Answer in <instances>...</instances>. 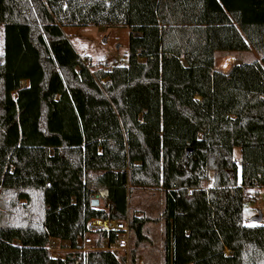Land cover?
<instances>
[{
    "label": "trees",
    "instance_id": "1",
    "mask_svg": "<svg viewBox=\"0 0 264 264\" xmlns=\"http://www.w3.org/2000/svg\"><path fill=\"white\" fill-rule=\"evenodd\" d=\"M0 25V264H124L103 231L50 257V237L76 248L93 218L128 219L129 264L159 220L161 264L264 250L242 215L244 189L264 186V0H0ZM67 26L128 28L127 66L91 72ZM134 188L162 191L159 218L128 216Z\"/></svg>",
    "mask_w": 264,
    "mask_h": 264
},
{
    "label": "rangeland",
    "instance_id": "2",
    "mask_svg": "<svg viewBox=\"0 0 264 264\" xmlns=\"http://www.w3.org/2000/svg\"><path fill=\"white\" fill-rule=\"evenodd\" d=\"M64 34L69 42L77 51L79 56L87 57L90 61V71L96 72L99 69H110L114 66H127L128 64V39L130 30L126 27H95V26H67L63 28ZM3 52V27L0 25V56ZM216 59L217 67L219 59ZM241 62H250L259 59V56L253 51L233 54ZM223 65L228 67V59L224 60ZM105 81V79L103 80ZM26 86L25 81L22 82ZM14 95V94H13ZM15 96V95H14ZM235 159H239V149L234 150ZM237 181L240 184V169L237 173ZM243 197L249 200L243 201L242 215L244 224L249 227L260 228L256 241L264 236V186L249 187L243 191ZM163 193L157 188H134L129 191L127 196L128 216H146L150 219H157L163 211ZM102 201L99 203L101 207ZM261 215V220L256 222L255 217ZM163 222L153 221L145 224L143 233L148 236V240L137 247L136 255L141 253L146 257V264H161L163 261L161 250L159 248V239L163 234ZM134 246L131 237L129 250ZM259 247V245H258ZM258 247H245L243 264H264V250ZM66 252H64L65 254ZM137 264L138 260L136 259Z\"/></svg>",
    "mask_w": 264,
    "mask_h": 264
},
{
    "label": "built area",
    "instance_id": "3",
    "mask_svg": "<svg viewBox=\"0 0 264 264\" xmlns=\"http://www.w3.org/2000/svg\"><path fill=\"white\" fill-rule=\"evenodd\" d=\"M83 63L85 66H89L88 62L84 61ZM244 200H249V198L245 197ZM97 231H103L107 234L101 242L100 249L109 251L118 259L124 258V264H129L131 234L127 218L125 220L90 219L86 222L84 232L76 248H71L68 240L50 237L46 244L47 251L53 259H64L66 253L72 251H79L84 256L87 252L96 249L95 235ZM64 252L66 253L64 254Z\"/></svg>",
    "mask_w": 264,
    "mask_h": 264
},
{
    "label": "crops",
    "instance_id": "4",
    "mask_svg": "<svg viewBox=\"0 0 264 264\" xmlns=\"http://www.w3.org/2000/svg\"><path fill=\"white\" fill-rule=\"evenodd\" d=\"M74 48V47H73ZM76 51V50H75ZM77 52V51H76ZM228 59V67H225L223 65V62L224 60H227ZM242 61V60H241ZM240 59L234 57L233 55H222L221 56V59H219V63L218 65L220 66H216L218 69H220L221 71L223 72H226L229 70V68L232 66V65H235V64H239L241 63ZM162 231H163V234L161 235V238L159 239V248L161 250V253H162V250H163V240H164V226L162 228ZM162 258H163V254H162ZM137 260H138V264H146V257H144L141 253L138 254V257H137Z\"/></svg>",
    "mask_w": 264,
    "mask_h": 264
},
{
    "label": "water",
    "instance_id": "5",
    "mask_svg": "<svg viewBox=\"0 0 264 264\" xmlns=\"http://www.w3.org/2000/svg\"><path fill=\"white\" fill-rule=\"evenodd\" d=\"M98 204V197L96 196L95 197V199L92 201V205H97ZM262 218H261V215H258L257 217H255L254 218V220L256 221V222H259L260 220H261Z\"/></svg>",
    "mask_w": 264,
    "mask_h": 264
}]
</instances>
